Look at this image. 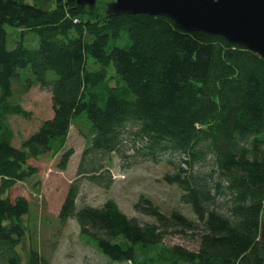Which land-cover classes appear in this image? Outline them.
<instances>
[{"label": "trees", "instance_id": "16d2710c", "mask_svg": "<svg viewBox=\"0 0 264 264\" xmlns=\"http://www.w3.org/2000/svg\"><path fill=\"white\" fill-rule=\"evenodd\" d=\"M35 1L54 9L0 0V264H21L17 249L29 213L28 202L10 201L9 191L36 175L29 160L61 154L57 168L65 170L71 123L81 115L91 127L77 177L102 186L99 158L123 157V132L134 127L143 147L133 158L178 159L168 162L174 170L163 181L180 191L194 221L143 198L134 210L152 225L126 217L111 200L78 209L73 182L58 211L61 224L74 220L80 236L117 263L264 264V59L221 37L179 30L165 17L110 16L77 0ZM14 23L37 37L36 49L19 41L7 50L4 27ZM88 56L98 72L86 71ZM33 87L50 93L53 115L14 148L6 117L30 113L11 100ZM209 161L208 172L194 170ZM170 231L198 232L197 249L163 246ZM27 263L45 261L31 250Z\"/></svg>", "mask_w": 264, "mask_h": 264}, {"label": "rangeland", "instance_id": "374dc122", "mask_svg": "<svg viewBox=\"0 0 264 264\" xmlns=\"http://www.w3.org/2000/svg\"><path fill=\"white\" fill-rule=\"evenodd\" d=\"M18 4L30 9L51 11L53 3H42L35 0H17ZM115 0H96L93 9L105 13L107 7ZM7 34L6 47L12 50L19 41L28 50L37 48L38 39L26 31L23 23L5 24ZM110 46H114L111 44ZM116 46L121 47L119 42ZM86 71L95 73L100 67L91 57L85 62ZM110 76L114 75L112 66L108 69ZM11 103H17L30 113L29 119L18 116H7L6 122L13 133L11 144L19 148L21 143L34 134L43 121L52 118L51 95L39 87L31 88ZM90 123L81 115L72 120L65 150L71 149L70 157L64 171L57 168L61 154L53 157L47 155L38 161L29 160L28 165L36 168L37 173L30 179L17 183L8 193L10 201L23 198L29 204V213L24 218L26 232L17 251L21 257V264H28L30 251L36 252L45 264H128L112 262L99 253L93 242L83 239L79 234V227L74 220L61 224L58 220V211L64 201L68 187L73 182L78 183L79 192L76 199L78 209L86 206L101 208L108 201H113L120 212L140 225H152L154 221L134 210V204L139 198L149 200L164 214L176 211L187 219L194 221L190 208L180 202V191L163 181L166 173L173 172L178 163L176 157L164 156L156 163L133 158L136 152L141 151L143 142L135 137L136 129L127 128L121 139V155L110 154L99 158L102 168L99 175L102 177V186L90 184L85 178L77 177L78 165L86 148V141L90 135ZM211 162L195 166L198 173L210 170ZM110 180V184H109ZM108 181V182H107ZM109 184L107 187L104 185ZM196 231L174 232L165 235L162 245L168 248L181 247L188 251H195L198 247Z\"/></svg>", "mask_w": 264, "mask_h": 264}, {"label": "water", "instance_id": "95a60500", "mask_svg": "<svg viewBox=\"0 0 264 264\" xmlns=\"http://www.w3.org/2000/svg\"><path fill=\"white\" fill-rule=\"evenodd\" d=\"M76 3L92 10L96 0ZM105 14L165 17L179 30L221 37L264 59V0H115Z\"/></svg>", "mask_w": 264, "mask_h": 264}]
</instances>
